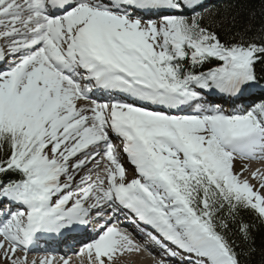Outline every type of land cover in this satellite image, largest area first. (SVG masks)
I'll return each instance as SVG.
<instances>
[{
	"label": "snow or ice",
	"instance_id": "snow-or-ice-1",
	"mask_svg": "<svg viewBox=\"0 0 264 264\" xmlns=\"http://www.w3.org/2000/svg\"><path fill=\"white\" fill-rule=\"evenodd\" d=\"M239 15L215 0H0V264H37L45 238L78 242L81 264L149 244L157 264H264L241 217L264 225V170L245 163L264 162V18Z\"/></svg>",
	"mask_w": 264,
	"mask_h": 264
},
{
	"label": "trees",
	"instance_id": "trees-1",
	"mask_svg": "<svg viewBox=\"0 0 264 264\" xmlns=\"http://www.w3.org/2000/svg\"><path fill=\"white\" fill-rule=\"evenodd\" d=\"M218 4L220 5H230L233 12H238L240 15L238 19L246 20L248 17V13L252 10H255L256 13V20L254 23H260L262 17L261 8L262 5L260 0H217ZM241 217L244 222L246 223H255V227L253 228V235L255 238V244L257 249L264 244V225H260L258 222L255 221L254 216L249 212H243ZM235 229V225L233 226ZM257 259H259V254H257Z\"/></svg>",
	"mask_w": 264,
	"mask_h": 264
},
{
	"label": "bare ground",
	"instance_id": "bare-ground-1",
	"mask_svg": "<svg viewBox=\"0 0 264 264\" xmlns=\"http://www.w3.org/2000/svg\"><path fill=\"white\" fill-rule=\"evenodd\" d=\"M254 163V164H256V166H252L251 164H250V170H254V169H256V168H260L261 170H264V162H258V161H245V163ZM129 165H127L126 163H125V167H128ZM130 167V166H129ZM129 169H131V168H129ZM129 176H131V173H129ZM245 176H248V178H249V183H251V184H256L257 183V181H255V180H253V179H251V177H250V175H249V173H245ZM138 238L139 239H142L140 236H138ZM137 237H136V242L137 243H139V239H138ZM41 242V241H40ZM141 242H142V240H141ZM39 243V242H38ZM50 245H52V246H56V244H53V243H51L50 242ZM60 248H61V246H56L55 248H53L55 251H52V252H54V253H66L65 251H64V249L63 250H60ZM44 252H46V254H49V256H51V257H53V260H54V264H62V262H61V258H56V257H59V256H57V254H53V253H51L50 251H44ZM44 252H41L40 251V253H36V254H38V255H36V256H33L34 258L33 259H36L37 260V264H39V259L40 258H35V257H40V256H42V255H44L45 253ZM35 253V252H34ZM18 255H22L21 253H17ZM53 254V255H52ZM161 258V256L159 255V253H157V252H154V251H141L138 255H133L130 259H128V258H125L126 260H127V262H128V264H157V261L159 260ZM31 261V260H30ZM71 262H72V264H75L74 262H76V260H71Z\"/></svg>",
	"mask_w": 264,
	"mask_h": 264
},
{
	"label": "rangeland",
	"instance_id": "rangeland-1",
	"mask_svg": "<svg viewBox=\"0 0 264 264\" xmlns=\"http://www.w3.org/2000/svg\"><path fill=\"white\" fill-rule=\"evenodd\" d=\"M223 107L225 108L224 105H223ZM33 249H34V248H33ZM34 250H40V249H34ZM31 256H33V255H31V254L28 253V259H29Z\"/></svg>",
	"mask_w": 264,
	"mask_h": 264
}]
</instances>
